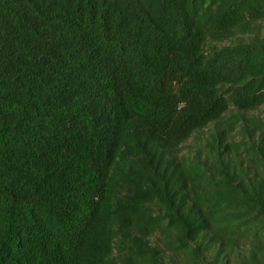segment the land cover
<instances>
[{
  "label": "trees",
  "instance_id": "16d2710c",
  "mask_svg": "<svg viewBox=\"0 0 264 264\" xmlns=\"http://www.w3.org/2000/svg\"><path fill=\"white\" fill-rule=\"evenodd\" d=\"M263 106L264 0H0V264H264Z\"/></svg>",
  "mask_w": 264,
  "mask_h": 264
},
{
  "label": "rangeland",
  "instance_id": "374dc122",
  "mask_svg": "<svg viewBox=\"0 0 264 264\" xmlns=\"http://www.w3.org/2000/svg\"><path fill=\"white\" fill-rule=\"evenodd\" d=\"M249 117L251 116H257L259 119L264 120V106L261 107L259 110L254 112V114H248ZM243 138V133L240 131V128L238 127L237 131L235 132V135L229 138V141H235L237 144L240 145V141ZM210 142V130H202L199 132H196L184 145L182 146V154L186 157H192L195 154L199 153L201 155H206L208 149L206 148V144ZM152 241L155 240V244H158V246L162 247L161 241L158 240L156 237L151 239ZM232 250V251H231ZM241 254L237 251H235L234 248L225 246L223 247L222 251V257L220 259V262L217 264H221L223 260H225V257L228 256V262L227 264H242L241 260ZM215 255H208L207 262H202L198 264H212L213 259L215 258ZM165 264H194V261L186 262V259L184 256L181 257H172L170 260H166Z\"/></svg>",
  "mask_w": 264,
  "mask_h": 264
}]
</instances>
